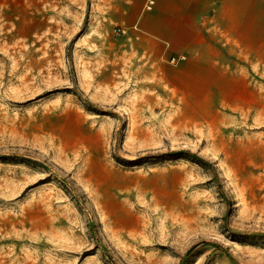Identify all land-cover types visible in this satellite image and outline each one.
Returning a JSON list of instances; mask_svg holds the SVG:
<instances>
[{
  "label": "rangeland",
  "instance_id": "obj_1",
  "mask_svg": "<svg viewBox=\"0 0 264 264\" xmlns=\"http://www.w3.org/2000/svg\"><path fill=\"white\" fill-rule=\"evenodd\" d=\"M111 1L0 0V264H264V55L182 84Z\"/></svg>",
  "mask_w": 264,
  "mask_h": 264
},
{
  "label": "crops",
  "instance_id": "obj_2",
  "mask_svg": "<svg viewBox=\"0 0 264 264\" xmlns=\"http://www.w3.org/2000/svg\"><path fill=\"white\" fill-rule=\"evenodd\" d=\"M108 7L132 58L184 57L172 66L182 84L194 83L201 69L222 75L219 59L264 55V0H112Z\"/></svg>",
  "mask_w": 264,
  "mask_h": 264
},
{
  "label": "built area",
  "instance_id": "obj_3",
  "mask_svg": "<svg viewBox=\"0 0 264 264\" xmlns=\"http://www.w3.org/2000/svg\"><path fill=\"white\" fill-rule=\"evenodd\" d=\"M152 3H153V2L150 1L149 5H151ZM182 60H184V57H181V58H178V59L171 58V59H170V62H171L172 64H177L178 62H180V61H182Z\"/></svg>",
  "mask_w": 264,
  "mask_h": 264
}]
</instances>
